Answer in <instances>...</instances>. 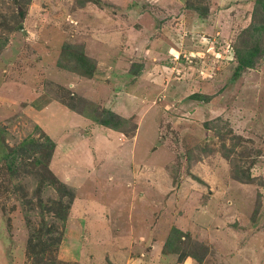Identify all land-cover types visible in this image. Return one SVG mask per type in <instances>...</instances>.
Returning a JSON list of instances; mask_svg holds the SVG:
<instances>
[{
  "label": "rangeland",
  "instance_id": "374dc122",
  "mask_svg": "<svg viewBox=\"0 0 264 264\" xmlns=\"http://www.w3.org/2000/svg\"><path fill=\"white\" fill-rule=\"evenodd\" d=\"M254 2L0 0L4 144L55 145L52 176L37 154L0 163V264H35L42 227L43 264H264V48L232 78ZM66 44L90 79L64 69ZM84 100L126 122L66 106L94 113Z\"/></svg>",
  "mask_w": 264,
  "mask_h": 264
},
{
  "label": "trees",
  "instance_id": "16d2710c",
  "mask_svg": "<svg viewBox=\"0 0 264 264\" xmlns=\"http://www.w3.org/2000/svg\"><path fill=\"white\" fill-rule=\"evenodd\" d=\"M20 13L23 14L22 12ZM262 35H264V0H255L251 23L239 33L237 36V43L233 48L234 59L236 62V66L233 71V80H237L244 71L253 69L257 60L263 56L264 42ZM61 56L71 65L68 67L63 66L64 69L73 72L78 76L86 77L87 79L92 77L95 71L94 61L83 53L82 46L66 44L63 47ZM192 97L200 100L205 99V96L200 94H194ZM83 104L87 108H89V106L94 107V113H90L88 111L84 112L83 110L75 111L69 105L66 106L70 108L73 113L76 112L89 122L92 121L98 126L114 131H118L123 123L126 122L124 118L120 117L111 110L100 108L87 100H84ZM54 149V143L49 136L45 135H43L42 140L32 139L30 137L26 138L16 147L8 149V147L4 144V138L2 137L0 131V163L9 161L8 168L10 171H13V167H16L15 160L18 153V156L24 155L25 157H34V154H37L33 161L34 165L41 167L44 174L48 173V175L52 176L49 169V163L54 153ZM66 215L67 214L65 212V216ZM65 216L62 214L60 217L64 219ZM43 229L44 227L40 228L39 231L36 230L30 239V242H33L28 243L27 245L30 247L28 249L34 252L35 264H43V258L40 256V253L43 252L42 243H40V232H42ZM180 237V231L176 229L172 230L163 245L162 252L166 253L167 251H177L176 243L179 241ZM187 255V257L200 261L199 257L195 253Z\"/></svg>",
  "mask_w": 264,
  "mask_h": 264
},
{
  "label": "crops",
  "instance_id": "0c3cea01",
  "mask_svg": "<svg viewBox=\"0 0 264 264\" xmlns=\"http://www.w3.org/2000/svg\"><path fill=\"white\" fill-rule=\"evenodd\" d=\"M125 97H128V96H126V95H124ZM91 135V134H90Z\"/></svg>",
  "mask_w": 264,
  "mask_h": 264
}]
</instances>
